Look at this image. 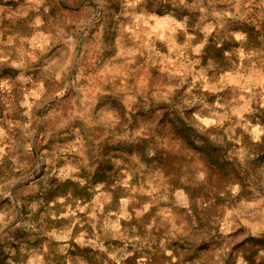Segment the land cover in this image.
Returning <instances> with one entry per match:
<instances>
[{"label": "rangeland", "instance_id": "obj_1", "mask_svg": "<svg viewBox=\"0 0 264 264\" xmlns=\"http://www.w3.org/2000/svg\"><path fill=\"white\" fill-rule=\"evenodd\" d=\"M0 264H264V0H0Z\"/></svg>", "mask_w": 264, "mask_h": 264}]
</instances>
